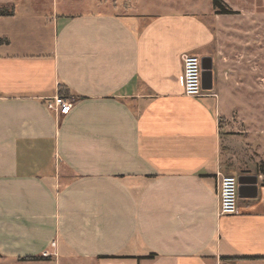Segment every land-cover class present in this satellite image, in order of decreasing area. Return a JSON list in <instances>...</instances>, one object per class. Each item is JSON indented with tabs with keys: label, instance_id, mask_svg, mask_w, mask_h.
Segmentation results:
<instances>
[{
	"label": "crops",
	"instance_id": "0c3cea01",
	"mask_svg": "<svg viewBox=\"0 0 264 264\" xmlns=\"http://www.w3.org/2000/svg\"><path fill=\"white\" fill-rule=\"evenodd\" d=\"M135 4L0 17V259L264 264L261 10ZM185 54L213 61L204 98L184 94ZM61 89L76 101L59 118L45 101ZM231 96L249 105L226 113ZM221 175L258 180L234 216Z\"/></svg>",
	"mask_w": 264,
	"mask_h": 264
},
{
	"label": "rangeland",
	"instance_id": "374dc122",
	"mask_svg": "<svg viewBox=\"0 0 264 264\" xmlns=\"http://www.w3.org/2000/svg\"><path fill=\"white\" fill-rule=\"evenodd\" d=\"M136 0H0V8L8 11L16 10L17 7L24 12L34 14L40 22L47 18H52L54 5H58L60 13H88V12H103L106 14L128 13L132 12L133 5ZM173 1V2H171ZM224 1V0H223ZM228 5L232 10L240 9H258L260 11L259 24L264 26V0H227ZM168 2L176 3L178 7L191 9L193 7L197 12H212L213 0H168ZM175 5V4H174ZM161 8L159 7V10ZM215 9V8H214ZM43 25H41L42 27ZM42 29V28H41ZM222 109L226 113L238 114L239 109L249 103V100H241L234 96L227 97L221 100ZM258 105L264 106V98L262 100H251L252 105L258 102ZM249 105V104H248ZM237 179L239 178L236 175ZM240 200V199H239ZM0 264H9L0 259Z\"/></svg>",
	"mask_w": 264,
	"mask_h": 264
},
{
	"label": "built area",
	"instance_id": "2783aa9c",
	"mask_svg": "<svg viewBox=\"0 0 264 264\" xmlns=\"http://www.w3.org/2000/svg\"><path fill=\"white\" fill-rule=\"evenodd\" d=\"M184 74V94L190 98H204L207 92L203 88L202 58L194 54L182 56ZM76 98L69 95L58 94L47 98L45 106L59 118L67 116L72 111ZM219 197L220 216H234L239 213V181L234 176H220ZM56 247V243L52 244ZM50 252H45L44 257H49Z\"/></svg>",
	"mask_w": 264,
	"mask_h": 264
},
{
	"label": "water",
	"instance_id": "95a60500",
	"mask_svg": "<svg viewBox=\"0 0 264 264\" xmlns=\"http://www.w3.org/2000/svg\"><path fill=\"white\" fill-rule=\"evenodd\" d=\"M203 67V88L205 91L212 90L213 88V61L211 58H202ZM239 181V198H255L258 194L257 179H250L242 176L238 178ZM254 191V195L247 196V191Z\"/></svg>",
	"mask_w": 264,
	"mask_h": 264
},
{
	"label": "trees",
	"instance_id": "16d2710c",
	"mask_svg": "<svg viewBox=\"0 0 264 264\" xmlns=\"http://www.w3.org/2000/svg\"><path fill=\"white\" fill-rule=\"evenodd\" d=\"M213 6L215 8V10H217V12L219 14H222V15H229V14H233L234 12H232L231 9H229L226 4L224 3L223 0H213ZM12 14L9 13L8 10L6 9H0V17H5V16H11ZM5 40H2L0 39V43H4ZM60 94L62 95H68L69 93L66 92L64 89H61L60 90ZM45 258H49V257H44V258H32V257H29V258H22L21 261H39V260H43Z\"/></svg>",
	"mask_w": 264,
	"mask_h": 264
}]
</instances>
